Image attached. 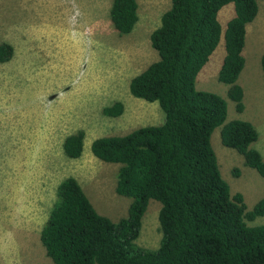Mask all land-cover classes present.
<instances>
[{
  "label": "rangeland",
  "instance_id": "1",
  "mask_svg": "<svg viewBox=\"0 0 264 264\" xmlns=\"http://www.w3.org/2000/svg\"><path fill=\"white\" fill-rule=\"evenodd\" d=\"M138 22L120 35L109 18L112 0H0V44L13 48L0 63V264H52L40 243V231L56 200V188L73 177L94 209L112 222L126 217L131 199L116 193L117 164L96 159L93 140L123 136L140 127L162 124L157 103L134 98L133 77L157 61L150 34L159 26L171 0H136ZM246 26L244 68L238 84L244 92L243 113L227 98L228 87L217 79L225 55L223 40L199 72L195 87L225 99L227 120L250 122L258 133L251 147L264 160V0ZM234 15L224 6L218 21L224 29ZM121 102L116 118L102 113ZM82 130L84 149L72 160L62 151L64 139ZM211 145L231 196L240 193L250 210L264 194V178L244 165L241 155L220 142ZM160 203L150 200L136 244L156 249L161 240ZM249 226L264 225V216Z\"/></svg>",
  "mask_w": 264,
  "mask_h": 264
},
{
  "label": "trees",
  "instance_id": "2",
  "mask_svg": "<svg viewBox=\"0 0 264 264\" xmlns=\"http://www.w3.org/2000/svg\"><path fill=\"white\" fill-rule=\"evenodd\" d=\"M228 4H233L234 15L222 29L218 14ZM257 13V0H171L150 34L157 61L129 83L134 98L158 104L162 124L97 138L90 145L96 159L119 165L115 191L131 199L127 215L117 222L100 215L77 180L65 178L40 231L52 264H264V225L247 224L264 216V194L250 210L242 194L231 196L211 145L214 130L220 128L222 146L241 155L244 165L264 178V160L251 147L258 133L248 121L226 122L225 99L195 87L223 40L217 79L228 87L236 112L243 113L238 78L245 64L246 26ZM109 18L120 35L130 34L138 22L137 1L112 0ZM12 56L13 48L0 44V63ZM260 67L264 74V53ZM123 111L116 101L102 113L116 118ZM84 138L82 130L67 136L65 157L80 158ZM150 200L161 205L156 249L136 244Z\"/></svg>",
  "mask_w": 264,
  "mask_h": 264
}]
</instances>
